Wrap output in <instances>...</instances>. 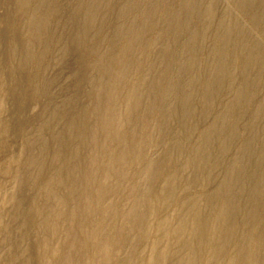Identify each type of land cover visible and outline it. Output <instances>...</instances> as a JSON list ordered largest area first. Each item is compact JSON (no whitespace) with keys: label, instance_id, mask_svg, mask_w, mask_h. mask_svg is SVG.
Masks as SVG:
<instances>
[{"label":"bare ground","instance_id":"obj_1","mask_svg":"<svg viewBox=\"0 0 264 264\" xmlns=\"http://www.w3.org/2000/svg\"><path fill=\"white\" fill-rule=\"evenodd\" d=\"M1 4L0 264H264V0Z\"/></svg>","mask_w":264,"mask_h":264},{"label":"rangeland","instance_id":"obj_2","mask_svg":"<svg viewBox=\"0 0 264 264\" xmlns=\"http://www.w3.org/2000/svg\"><path fill=\"white\" fill-rule=\"evenodd\" d=\"M1 1L2 0H0V16H2V14L5 11L4 7L1 4ZM228 3H229L228 5L230 7V2H228ZM14 41L17 43L18 47H22V43L24 41V36L21 33H17L14 35ZM0 52H1L0 64H1L2 71H3L2 76L4 79V86H5V88H4L5 95H4L3 105H2V111H3L4 117H6V119L9 121V123L11 125L9 127V132H10V136H11L10 152L15 153L17 150H19V148L22 145V133L24 130L21 127V110L16 103L17 95H16V93H14V76H13L11 68H10V57L8 55V47L6 46V40H3V44L1 46ZM6 69H8V70H6ZM10 74H11V76H10ZM7 79H9V80H7ZM8 91H10L9 92L10 94L8 93ZM30 99H31V94H30V92H27L24 96V102H25L24 103V112L29 116L31 114H33V112H34V107H33ZM12 100H13V102H12ZM10 129H12V131H10ZM15 136H17V137H15ZM15 140H16V142H15ZM4 153H7L6 150L4 151ZM34 260H35L34 258L31 260V264H37L36 261H34Z\"/></svg>","mask_w":264,"mask_h":264}]
</instances>
